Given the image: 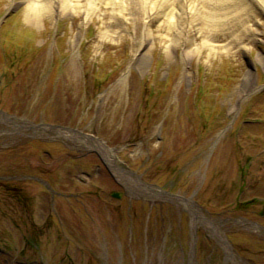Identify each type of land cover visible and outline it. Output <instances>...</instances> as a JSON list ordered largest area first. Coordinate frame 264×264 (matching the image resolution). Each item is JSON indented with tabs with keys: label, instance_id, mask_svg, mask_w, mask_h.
<instances>
[{
	"label": "rangeland",
	"instance_id": "obj_1",
	"mask_svg": "<svg viewBox=\"0 0 264 264\" xmlns=\"http://www.w3.org/2000/svg\"><path fill=\"white\" fill-rule=\"evenodd\" d=\"M30 1L0 0V264H264V14L173 51L163 17L142 59L139 0L123 27Z\"/></svg>",
	"mask_w": 264,
	"mask_h": 264
},
{
	"label": "bare ground",
	"instance_id": "obj_2",
	"mask_svg": "<svg viewBox=\"0 0 264 264\" xmlns=\"http://www.w3.org/2000/svg\"><path fill=\"white\" fill-rule=\"evenodd\" d=\"M101 1L103 0H36L35 2L30 1L31 3L28 4L29 13H27L29 14V18L34 19L35 21L39 20L42 17V14L43 17L47 14L51 16L59 15L64 12L75 14L80 11H88L87 14H90L92 11L97 12L100 10L98 4ZM139 2V11H141L144 17L143 19L146 26V31L144 32L146 41L145 49L142 52L137 51V53H142V55L139 53L137 54V57L142 56V59L148 55L146 50H148L152 40L154 41L151 25L154 21H158L163 17L168 22V28L170 31L171 29H174V27L177 28L170 44L171 51H173L175 50V47L179 45L180 37L183 35L187 24L190 26H199V24H201L202 26L199 33L209 34V31L212 29L224 28L226 25L231 27L235 26L236 23H239L242 26H245V34L243 33V35H247L249 29H252L251 23L253 20L251 13L254 14V16L264 14V0H139ZM93 5H95V7L91 10ZM103 7H105V10L110 9V13L113 14L110 16V19L112 21L120 22L119 24L123 27L122 22L118 20V17L124 15L125 12L129 10L123 0H105ZM66 8L69 9L66 10ZM87 14L85 18L87 17ZM188 19H190V22H188ZM109 31L110 29L108 27L105 33H109ZM170 31L168 33H171ZM243 46L247 49L246 45ZM213 48L214 44L212 43L210 50H213ZM194 49L200 50V46H197V48L195 47ZM190 50L192 49H187L185 58L190 57ZM258 60L263 62L264 59L259 55ZM250 79L251 76L248 75L246 77L247 87H250ZM2 116L10 122H15V120H17V118H13V116H9L5 113L2 114ZM57 132L61 135L70 136L87 147H92L98 150L121 180L131 182L129 175L119 165L113 149L109 148L103 140L81 132H74L69 129L68 131L57 129ZM133 183L135 182L133 181ZM190 205L193 208L194 213L198 215L194 203L192 202ZM200 217L206 219L203 215ZM226 246L228 253L231 256V246L230 244H226ZM195 258L197 261V257Z\"/></svg>",
	"mask_w": 264,
	"mask_h": 264
}]
</instances>
